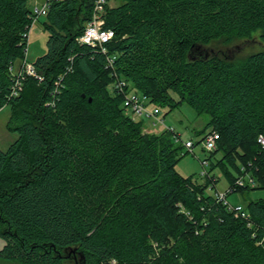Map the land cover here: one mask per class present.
I'll use <instances>...</instances> for the list:
<instances>
[{
	"label": "trees",
	"instance_id": "trees-1",
	"mask_svg": "<svg viewBox=\"0 0 264 264\" xmlns=\"http://www.w3.org/2000/svg\"><path fill=\"white\" fill-rule=\"evenodd\" d=\"M31 1L0 0V108L10 106L18 133L0 149V264H62L71 248L86 264H264V198L244 205V219L217 200L209 171L203 182L180 174L190 151L177 133L147 132L126 115L106 54L77 41L95 0L51 1L46 52L33 60L43 79L29 76L12 96ZM116 2L105 27L118 75L158 107L187 101L207 115L198 142L213 130L219 139L204 160L234 167L231 186L255 178L232 193L264 189V49L234 59L206 48L264 40V0Z\"/></svg>",
	"mask_w": 264,
	"mask_h": 264
},
{
	"label": "rangeland",
	"instance_id": "rangeland-1",
	"mask_svg": "<svg viewBox=\"0 0 264 264\" xmlns=\"http://www.w3.org/2000/svg\"><path fill=\"white\" fill-rule=\"evenodd\" d=\"M44 0H32L30 5L35 7L36 5L41 6ZM118 3V2H115ZM45 17H38L37 21L32 24L30 31L28 33V55L30 59H36L38 56L46 52V42L48 39V31L44 27ZM262 32H256L251 37L236 40L231 44H214L209 47H206L210 54H217L221 56L233 57L234 59H240L247 56L252 52H256L264 49V40L262 39ZM18 63V62H17ZM173 96L178 99L176 94ZM151 102V101H150ZM155 107L153 103H149L148 108L153 110ZM160 114L159 118L163 119V122L159 121L157 118H145L138 117L137 121H142L144 128L147 132L161 134L163 132L172 130L180 135L182 142L188 140H193L196 142L195 148L186 154L177 164V170L183 176H194V179L199 182H203L208 176L202 174L204 170L209 171L211 175H214L217 178L216 190L222 193H226L230 185V180L227 175V171L231 172L233 175L237 174V171L231 165H227L226 169L221 168L220 166L211 169V165H203L204 159L210 157L209 150L204 147V140L201 141L204 136L199 134L208 120L207 115L198 114L194 108L187 102L184 101L179 104L178 107L169 111L168 106L159 107ZM168 112V113H167ZM11 108L9 105H5L0 108V149L7 150L9 146L18 138V133L11 131L7 124L10 118ZM198 132V133H197ZM173 133V132H172ZM176 134L174 136L175 140ZM176 142V141H175ZM181 145L180 142H176ZM185 150H187L184 147ZM222 157V153H215V156L212 157L213 161H216ZM227 170V171H226ZM215 178V179H216ZM214 179V181H215ZM215 190V189H214ZM208 191L213 192L212 189ZM229 192V191H228ZM264 198V189H253L250 191L234 192L227 196V199L232 204H242L245 205L249 200ZM6 244L5 239L0 236V249ZM74 251H77L76 248H71L67 252L72 256L73 259L75 254ZM67 253V254H68ZM65 264H71L69 260L64 261ZM63 263V264H64Z\"/></svg>",
	"mask_w": 264,
	"mask_h": 264
},
{
	"label": "built area",
	"instance_id": "built-area-1",
	"mask_svg": "<svg viewBox=\"0 0 264 264\" xmlns=\"http://www.w3.org/2000/svg\"><path fill=\"white\" fill-rule=\"evenodd\" d=\"M52 0H44L41 6L36 5L32 7V18L35 23L38 17H45L49 11V7ZM116 0H95L91 18L88 20L83 33L77 37V41L81 44H87L99 49L102 53L106 54V65L111 68V75L114 77L113 90L123 93L125 98L123 102V109L126 115L130 116L133 120L137 121L138 117L145 118H157L163 122V119L159 118L160 108L155 107L153 110L148 108L150 98L134 89L129 87L127 80L118 75L115 70V56L109 54L107 44L113 40L115 32L113 29L106 28V14L110 7H113ZM10 72L12 74L13 83L11 85L12 96H17L23 89L25 80L29 77H35L39 80L43 79V76L37 72V69L33 63V59H30L28 55V48H25V57L18 63L10 66ZM219 139V133L217 131H210L204 137V147L209 151H213L217 148V141ZM175 141L180 142L188 151H192L195 148V142L188 140L182 142L180 135L176 134ZM258 142L264 147V136L261 134L258 137ZM209 161L204 160L203 165H208ZM244 171V168H243ZM207 174L204 170L202 173ZM255 186V178L248 172L241 174L235 181L234 186L229 188V192H219L213 190L214 195L218 201L223 202L229 211H233L237 217L248 219L250 214L242 204H232L228 201L227 196L236 190L237 187ZM252 225L251 223H248Z\"/></svg>",
	"mask_w": 264,
	"mask_h": 264
},
{
	"label": "flooded vegetation",
	"instance_id": "flooded-vegetation-1",
	"mask_svg": "<svg viewBox=\"0 0 264 264\" xmlns=\"http://www.w3.org/2000/svg\"><path fill=\"white\" fill-rule=\"evenodd\" d=\"M68 250H65V252L63 254H61V256L63 257V263L64 261H67L69 260L70 262H73L71 264H86V259H85V256L84 254L77 250V251H74L75 254H78L79 256H75L72 258V256L67 252ZM68 253V254H67ZM62 263V264H63ZM65 264V263H64ZM70 264V263H69Z\"/></svg>",
	"mask_w": 264,
	"mask_h": 264
}]
</instances>
